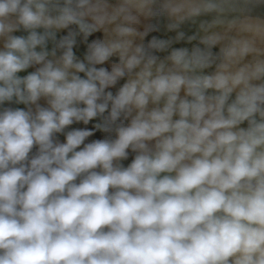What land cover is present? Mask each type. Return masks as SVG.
Wrapping results in <instances>:
<instances>
[{
	"label": "clouds",
	"instance_id": "9594fccd",
	"mask_svg": "<svg viewBox=\"0 0 264 264\" xmlns=\"http://www.w3.org/2000/svg\"><path fill=\"white\" fill-rule=\"evenodd\" d=\"M0 264H264V0H0Z\"/></svg>",
	"mask_w": 264,
	"mask_h": 264
},
{
	"label": "crops",
	"instance_id": "0c3cea01",
	"mask_svg": "<svg viewBox=\"0 0 264 264\" xmlns=\"http://www.w3.org/2000/svg\"><path fill=\"white\" fill-rule=\"evenodd\" d=\"M215 50H218V49H215ZM80 51L82 52L83 49H80ZM132 158H133V157H132V155L130 154L129 159L126 160V161H123V162H122V163L124 164V166H127V164L131 162V159H132Z\"/></svg>",
	"mask_w": 264,
	"mask_h": 264
},
{
	"label": "built area",
	"instance_id": "2783aa9c",
	"mask_svg": "<svg viewBox=\"0 0 264 264\" xmlns=\"http://www.w3.org/2000/svg\"><path fill=\"white\" fill-rule=\"evenodd\" d=\"M104 135H106V134H102V133H96V135L94 136V137H92V139H96V138H103L104 137Z\"/></svg>",
	"mask_w": 264,
	"mask_h": 264
}]
</instances>
